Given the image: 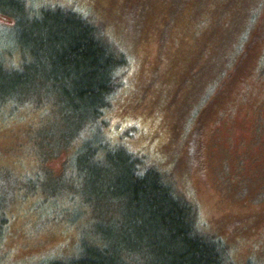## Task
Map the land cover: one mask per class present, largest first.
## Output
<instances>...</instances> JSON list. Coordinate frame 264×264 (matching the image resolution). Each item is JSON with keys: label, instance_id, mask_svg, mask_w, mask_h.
I'll return each instance as SVG.
<instances>
[{"label": "rangeland", "instance_id": "1", "mask_svg": "<svg viewBox=\"0 0 264 264\" xmlns=\"http://www.w3.org/2000/svg\"><path fill=\"white\" fill-rule=\"evenodd\" d=\"M27 1L90 15L128 62L106 122H91L75 111L72 85L54 82L51 58L24 64L10 37L21 25L0 12L4 63L24 68L22 93L0 111V264H49L92 232L123 230L118 145L173 170L202 230L234 263L264 264V0ZM196 124L202 175L183 159ZM99 144L111 153L103 168L85 163Z\"/></svg>", "mask_w": 264, "mask_h": 264}, {"label": "trees", "instance_id": "2", "mask_svg": "<svg viewBox=\"0 0 264 264\" xmlns=\"http://www.w3.org/2000/svg\"><path fill=\"white\" fill-rule=\"evenodd\" d=\"M40 11L31 8L27 0H0V12L21 25L16 35L11 28L10 37L19 46L24 64L29 55L39 61L45 55L51 58L58 73L54 82L73 87L75 111L84 112L91 122L105 123V110L128 62L124 49L109 37L103 23L73 5ZM128 20L135 22V18ZM4 62L0 53V111L22 93L15 89L21 83V73L7 70ZM106 146H90L85 163L103 168L111 154ZM118 146L119 152L112 154L122 170L117 188L126 197L130 212L122 223L118 221L123 230L92 232L91 238L81 241L75 255L51 258L49 264H236L229 257L228 246L202 230L196 207L178 189L173 170L146 164L138 153ZM124 155L127 158L122 159ZM186 160H192L191 154ZM4 221L0 215V234Z\"/></svg>", "mask_w": 264, "mask_h": 264}, {"label": "flooded vegetation", "instance_id": "3", "mask_svg": "<svg viewBox=\"0 0 264 264\" xmlns=\"http://www.w3.org/2000/svg\"><path fill=\"white\" fill-rule=\"evenodd\" d=\"M200 124H196L194 129L191 132L189 141H188V145L186 148V151L184 152V156L183 159H186V157L188 155L191 154L192 160L189 161L190 165H192V167L196 166V169L200 170V174L202 175V143H201V139H200V135H199V131L200 130Z\"/></svg>", "mask_w": 264, "mask_h": 264}, {"label": "clouds", "instance_id": "4", "mask_svg": "<svg viewBox=\"0 0 264 264\" xmlns=\"http://www.w3.org/2000/svg\"><path fill=\"white\" fill-rule=\"evenodd\" d=\"M5 68L7 70H9V71L15 70V71L22 72L24 70L23 64H22V61L21 60H16V61H14L11 64H6L5 65Z\"/></svg>", "mask_w": 264, "mask_h": 264}]
</instances>
